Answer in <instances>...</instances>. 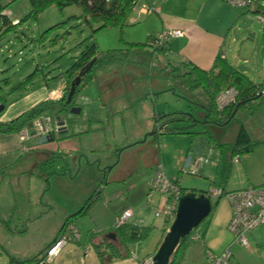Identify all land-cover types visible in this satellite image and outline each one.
Returning a JSON list of instances; mask_svg holds the SVG:
<instances>
[{
    "label": "rangeland",
    "instance_id": "1",
    "mask_svg": "<svg viewBox=\"0 0 264 264\" xmlns=\"http://www.w3.org/2000/svg\"><path fill=\"white\" fill-rule=\"evenodd\" d=\"M0 3L9 12V20L22 19L17 25L10 22L4 24L0 20V102L6 106L0 116L6 111L12 98L10 94L16 91L11 90V87L17 85L38 65L40 74L37 79L40 80L44 74L49 77L47 81H51L60 77L57 74L65 71L85 46L91 43L96 46L97 63L93 70H99L101 79L88 81L76 92L72 107H78L79 112L71 111V107L57 116L49 114L53 122L57 117L65 119L68 133H73L78 145L83 148L82 152L57 155L60 157H54V161H49L44 167L43 176L47 181H51L50 193L55 196L59 194L54 188L55 184L63 191L68 189L74 196L83 199L89 198L95 191L98 193L102 188L98 193L100 197L94 211L104 216L106 204L111 199L108 194L112 197V193L118 192L111 205L122 209L127 197L130 200V196L139 192L143 186V193H149L146 182L154 175L159 164L169 180L174 182L179 177V185L189 190L202 178L199 173L179 172L186 154L193 156L207 152L206 156L210 157L209 151L214 148L218 155V164L221 153L225 154L222 149L228 144L220 145L219 142H227L233 134H240L242 125L249 131L253 123L250 118L258 119L259 124H264V108L260 100H256L253 107L250 104L242 106L228 124L209 123L202 116L204 94L201 88L196 91L185 89L182 83L185 84L187 79L167 76L156 62L152 64L146 54L136 56L130 50H127V54L122 53L119 48L128 46L129 49L135 46L127 45L120 38L119 27L103 28L93 35L92 30L97 24L93 21L87 22L76 4L63 9L52 5L37 17H33L29 14L31 7L28 0H0ZM251 9L264 11V2L257 0ZM238 25L239 22L235 25L236 31L232 33L233 41L227 53L228 62L233 63L235 57L240 58L237 65L242 64L245 69H249L251 72L246 71L247 76L257 80L264 73V54L261 48L255 45L256 41L252 40L249 30L253 28H242ZM259 34L264 36V26L260 27ZM145 46L148 50L151 49L147 44ZM135 64L144 69L143 74H126L129 80L125 81L126 67ZM6 80H9V83ZM57 81L60 80L56 79L55 82ZM99 81L108 83V89H103ZM147 97L150 99L146 104L147 109H150L148 112L146 106L141 103ZM177 111L184 113V120L162 117L159 119L160 124L166 122L168 130L162 133L154 130L155 114L172 115ZM174 128H181L184 132L169 131ZM139 131H143L140 138L137 135ZM252 142H256V139H252ZM29 153L23 158L30 156L31 159L32 154ZM245 159L239 174L259 178L264 171V143L253 147ZM220 172L217 173L218 182L222 179L226 181V174L229 173L231 177L234 171L232 169ZM32 176L34 178L31 181H36L35 174ZM20 179L23 180L22 175ZM105 183H108L106 190ZM17 195L21 196L18 193ZM152 196L161 195L154 192ZM148 207L150 209L142 216L145 222L142 224L150 228L145 236L130 243V248L141 261L153 253L166 225L163 217L154 216L158 206L152 208L151 202ZM22 218L23 215L16 209L10 222L11 227L19 228L18 220L21 222ZM194 233L195 231L191 234L188 244L192 248L200 245L192 238ZM37 235L38 233L31 230V233L24 237V241L27 243L28 237ZM101 236L102 233L99 234L100 238Z\"/></svg>",
    "mask_w": 264,
    "mask_h": 264
},
{
    "label": "crops",
    "instance_id": "2",
    "mask_svg": "<svg viewBox=\"0 0 264 264\" xmlns=\"http://www.w3.org/2000/svg\"><path fill=\"white\" fill-rule=\"evenodd\" d=\"M145 1L149 5L150 11H146L142 4H138L129 15L127 24L120 29V38L127 45L138 43L141 45L129 49L126 46L119 48V50L126 54L129 53L127 50H130L136 56L140 54L148 55L152 60V64L156 62L167 76L171 75L173 78L175 76L184 77L180 74L187 71L190 63L202 70H209L219 53L228 61L227 53L229 45L233 41L232 33L236 31L235 25L238 22L240 24L246 21L243 16L244 11L229 5L227 0ZM166 29H179L183 31V35L172 37L165 44L164 49L148 50L145 44L149 35H156ZM234 59L233 63H228L237 68L240 58L235 57ZM137 65L126 67L125 81L129 80L126 74L129 75L133 72L143 74L144 69H140ZM38 66L37 69L39 70ZM94 70L91 73L93 78L90 82L101 79L99 70ZM40 71L42 74V69ZM241 73L247 76L246 71ZM247 77L254 83H260L264 80V73L257 80ZM37 78L33 80L32 84H28L24 88L10 94L12 98L9 100L6 111L0 116L1 122H8L14 119L40 101L47 99L57 100L55 97L52 98V96L61 94L66 85V80L63 76L51 81H47L49 77L44 74H42L40 80ZM184 78L186 80V77ZM56 79L60 81L55 82ZM6 81L9 83V80ZM98 83H102L103 89H108V83L103 81ZM182 85L185 86V89H191L187 82L185 84L182 83ZM197 89L199 88H195L194 91ZM149 100L147 97L141 102L146 106V112L150 110L147 109L146 105ZM202 103V116L204 117L206 113L205 106L208 103L205 94ZM261 103L262 108H264V99H261ZM156 115H154V118ZM250 120L254 124L251 123L249 131L243 125L240 126L241 137L239 133H235L231 138L227 139V142H219L220 145L228 144L222 149L225 154L221 153L218 164H216L218 155L214 148L209 151L211 158L206 156L207 152L204 154L201 152L196 153L197 155H202L204 159L198 171L203 181L198 179L190 189L206 191L212 187H220L225 191H231L248 186L264 185V171H262V175L259 178H250L248 174L240 175L238 172L250 152L233 156V147H230V145L238 147L241 143L251 142L252 139H256L259 144L264 143V124H259L257 122L258 119L253 120L250 118ZM66 132L67 137L59 138L56 136L41 144H34L30 139L20 141L17 132H0V236L2 237L0 239V264H10V256L22 260L46 249L59 233L67 216L76 212L87 200L74 196L72 192L67 191L68 189L63 191L58 187V184L54 186L59 193L55 196L50 193L52 188L51 181H47L46 177L43 176L44 167L49 164V161L52 163L54 157H60L57 155L64 156L83 151V148L78 145V140L76 141L74 134L68 133L67 130ZM137 135L140 138L143 135V131H139ZM23 146H28L29 149L24 151ZM26 153L32 154L31 159L30 156L23 158ZM189 156L192 155L186 154L185 158ZM184 159L181 162L182 164ZM232 169L234 171L233 176L229 177L228 173L226 174V181L222 179L218 182L217 173L221 170L226 172ZM34 174L36 181H31L34 178L32 176ZM21 175L23 180L20 179ZM16 176L19 177L16 178ZM149 181L146 182L147 186ZM105 184L106 190L108 183ZM101 190L99 189L98 193ZM143 190L144 186L139 189V192L130 196V200L127 197V204L125 203L122 209L111 205L114 196L118 195V192L116 194L112 193V197L108 194L111 199L106 204L104 216H100L94 211L95 204L100 197L95 191L94 197L97 196L98 198L92 202L85 214L73 221L79 230L80 240L63 246L52 264H140L141 260L135 255L134 250L130 248V244L128 245L129 253L127 256H121L122 250L120 252L111 250L108 244L109 241H114L115 235L114 237H109L107 234L113 233V223L116 217L120 215L121 210L131 209L133 216L129 222L143 225L142 223L145 222L142 216L150 209L148 206L151 202L152 208H156L164 201L165 196L157 192L161 196L151 195L152 200L148 203V200L146 201L148 192L145 191L147 193L144 194ZM17 193L21 196L17 195ZM214 200H216V197L212 196L211 201L213 202ZM217 201L216 207L210 216L206 218L204 224L195 230L194 236L199 235L201 237L200 240H197L200 245H195L194 248L189 245L180 264H204L205 249L219 253L226 247L230 248L234 264H264V225L248 232L246 234L248 245L242 246L233 240V235L227 230V223L232 213L230 202L224 197L217 199ZM16 209L24 218L21 219V222L18 220L20 227L13 229L10 222ZM85 218L88 219L83 221ZM167 228L166 226L164 227L162 236L150 256L157 250ZM109 229L112 231L106 232ZM31 230H34L38 235L28 237V242L26 243L24 237H27ZM100 233H102L101 238L99 237ZM96 245H101L100 248L102 250L105 248L107 251L102 252L100 255L96 250Z\"/></svg>",
    "mask_w": 264,
    "mask_h": 264
},
{
    "label": "trees",
    "instance_id": "3",
    "mask_svg": "<svg viewBox=\"0 0 264 264\" xmlns=\"http://www.w3.org/2000/svg\"><path fill=\"white\" fill-rule=\"evenodd\" d=\"M28 1L31 7L29 14L32 15L33 17H37L39 13H41L43 10H45L46 8L52 5H55L59 9H63L66 6L76 4L77 6L80 7L81 15L84 17V19L87 22L93 21L97 24V27L92 30L93 35L97 31L107 27H119L120 29H122L127 24L128 17L131 14L132 10L138 4L139 5L143 3L147 4L145 0H28ZM3 11H5V7L0 3V20H2L4 24L9 23L10 20L8 19V16L3 14ZM21 21L22 19H20V23ZM261 44L264 45V37L261 38ZM140 45L141 44L138 43L135 44L134 46H140ZM95 53H96V46L94 43L85 46L76 56L72 64L64 72L57 74L58 77L63 76L66 80V85L61 91L60 94L61 96L57 100L47 99L40 101L31 108H29L28 110L24 111L23 113L15 117L14 119L8 122L0 121V132L3 133L17 132L23 126L29 125L33 119H35L36 117L42 114H50L57 116V114H59L60 112L69 110L74 105L73 101L78 89L84 86L88 81H90L93 78L91 73L93 71L95 64L97 63L95 59V55H96ZM93 58L94 61L91 67L87 69V71L83 74L81 78H79L78 83L75 82L74 93L71 97V100L68 101L67 99H68L69 91L71 89L72 81L78 77L80 70L85 69ZM38 75L39 72L38 69L36 68L30 74H28L23 80H21L17 85L11 87V90H19L24 88L29 83H31L32 80L38 77ZM180 75L186 77L187 83L191 89H195V88L202 89V91L204 92L205 96L208 99V103L205 106L206 113L204 119L207 120L209 123H213L215 125L225 124V122L231 116V113L233 112L236 103L242 102L239 108H241L242 106H246L248 104H250L253 107L254 104L257 102L256 100H260L261 103V99H264V94L258 96V94L261 93V91H264V80H262L260 83L252 82L245 74L241 73L235 66L229 64L221 53H219L216 56L213 65L209 70H202L196 65L190 63L188 64L187 71ZM228 86H232L237 90L236 101L225 107L223 110H218L215 105V98L222 88ZM235 114L231 118V120L235 117ZM172 115L157 114L154 118L155 119L153 124L154 130L156 131L158 130L160 133H162V131L157 129L158 127L156 123V122H160L159 119L162 117L169 116V120L170 119H175L179 121L184 120L182 116L184 115V113L182 112H174V114ZM170 116H172V118ZM180 117H182V119ZM65 122L67 121L65 120ZM67 129H68V125L66 123L65 130L59 131L57 134L52 133L47 141L53 139L56 136L59 138L67 137L66 134ZM167 130L168 128L166 127L163 132H166ZM169 131L175 133L184 132L181 128L169 129ZM239 136L241 137L242 133H240ZM257 144L258 142H252V141L246 144L241 143L240 146L233 147V154H234L233 156H239L245 152H250L252 151L253 147H255ZM159 166H157V169ZM179 172H181V169ZM151 179L148 183L149 192H150ZM174 182L179 184V177H177V179ZM179 187L181 189V194L188 192L187 189L182 188L180 185ZM218 188L221 189V195L215 196L216 200H214L213 202L211 201L212 202L211 212L216 207V204L218 202L217 199L223 197V194L227 192L223 188L220 187ZM189 190L197 194L203 192L206 195H208L210 198L212 197L209 194V189L206 191H199V190L197 191L194 189H189ZM94 195L95 194L87 198L85 203L76 212L67 216L59 232H61L64 225H66L68 222L73 223L75 225L73 221L77 217L85 214L88 211L89 207L91 206L92 202L98 198L97 196L94 197ZM170 223L171 222H166V226L169 227ZM200 224L197 227H195L189 235L182 237L180 239L177 247L170 256L168 264H180L185 254V251L188 247V244L190 242L191 234L200 226ZM149 228H150L149 226H143L139 223L132 224L129 221L122 226L112 227L113 231L109 229L106 232L112 231L115 235V239L114 241H109L108 245L111 248V250L115 252H120V250H122L123 252L121 256H127L129 253L128 245L138 240L139 238L145 236ZM194 237H196L195 240L201 239L199 235L193 236L192 238L194 239ZM100 247L101 245L100 246L96 245V250L101 255L102 252L107 251V249L104 248L102 250ZM44 251L45 249L34 256L22 260L10 256V264H34L39 260V256H41Z\"/></svg>",
    "mask_w": 264,
    "mask_h": 264
},
{
    "label": "built area",
    "instance_id": "4",
    "mask_svg": "<svg viewBox=\"0 0 264 264\" xmlns=\"http://www.w3.org/2000/svg\"><path fill=\"white\" fill-rule=\"evenodd\" d=\"M257 0H227V3L233 7L242 9L243 16L246 20L252 19L264 26V11L252 10V5ZM142 6L146 11H150L149 5L143 3ZM3 14L9 17V12L3 11ZM12 25L20 24V19L15 18L10 20ZM183 35V31L179 29H166L156 35H149L147 45L151 49H161L172 37H179ZM61 95L58 94L55 99ZM237 97V90L228 86L222 88L215 98V105L218 110H223L228 105L234 103ZM157 123V129L164 131L166 124ZM66 128V122L59 118L52 121L49 114H42L31 121L29 125L23 126L17 131L20 141L32 140L34 144L44 143L49 139L52 133L57 134ZM24 151L28 150V146H23ZM202 155L189 156L184 159L181 167V172L188 171L192 174H197L199 167L203 162ZM158 192L165 196L164 201L155 210L154 216L163 217L166 222H172L175 218L178 200L180 198L181 189L179 184L169 180L164 174L161 165L158 167L156 173L151 179L150 192L148 194V203L151 202V195ZM210 196L221 195V189L212 187L209 189ZM223 197L226 198L232 207V213L227 223V230L233 235V240L240 243L242 246H247L248 241L246 234L251 230L264 225V185L248 186L236 190L225 192ZM133 216L131 209L123 210L119 216L116 217L113 227H119L128 222ZM166 226V225H165ZM167 228V226H166ZM169 227L167 228V230ZM80 238L77 227L68 222L64 225L61 232L54 238V240L46 247L39 260L34 264H52L53 260L59 251L67 243L76 242ZM196 238V237H194ZM204 264H234L229 247H226L219 253H215L209 249H205ZM140 264H155L152 256L146 257Z\"/></svg>",
    "mask_w": 264,
    "mask_h": 264
},
{
    "label": "water",
    "instance_id": "5",
    "mask_svg": "<svg viewBox=\"0 0 264 264\" xmlns=\"http://www.w3.org/2000/svg\"><path fill=\"white\" fill-rule=\"evenodd\" d=\"M264 2V0H262ZM239 27L242 28H253V30H249L252 40L256 41L255 45H258L261 48L262 54H264V45L261 44V36L259 34L260 23L257 21H253L252 19H248L239 24ZM94 58L89 62L85 69L80 70L79 75L76 79H74L71 83V89L68 94V101L71 100V97L74 93V85L75 82H79V78L83 76V74L87 71L88 68L93 64ZM237 69L240 72L250 71L249 69H245L242 64L237 66ZM264 94V91L258 94V96ZM242 102H238L235 105L231 116L225 122L227 124L234 114L237 112L239 106ZM5 109V104L0 102V112ZM71 111L79 112L78 107H72ZM60 119V117H58ZM61 123H63V119H60ZM64 128L63 130H65ZM154 130L151 132L153 133ZM212 210V202L211 198L205 193H195L193 191H188L180 196L177 204L176 214L174 220L171 222L169 229L166 231L160 245L158 246L155 253L152 255V260L155 264H168L170 256L174 252L177 247L180 239L185 237L191 233V231L197 227L211 212ZM109 237H114L113 233L107 234Z\"/></svg>",
    "mask_w": 264,
    "mask_h": 264
}]
</instances>
